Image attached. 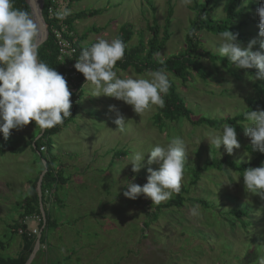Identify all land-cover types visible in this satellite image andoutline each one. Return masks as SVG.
I'll return each mask as SVG.
<instances>
[{
    "label": "rangeland",
    "instance_id": "374dc122",
    "mask_svg": "<svg viewBox=\"0 0 264 264\" xmlns=\"http://www.w3.org/2000/svg\"><path fill=\"white\" fill-rule=\"evenodd\" d=\"M196 1L202 0H193L187 6L181 0H67L66 4L72 14H84L74 23L77 36L73 32L74 37L82 38L83 47L101 38L117 37L121 26L127 23L134 26L135 32L129 47L141 40L146 42L151 37L148 26L155 19L162 31L171 8V37L157 55L163 60L186 47L185 38L196 17L192 9ZM229 1L215 3L212 17L224 18ZM256 3L260 6L261 0ZM243 6L246 8L248 4L244 1ZM93 9L102 12L87 17L86 12ZM248 12L245 11L240 19L245 22L241 29L244 39L238 42L247 47L250 40L256 39L253 50L264 53L260 48L264 38L258 35L257 11L251 15ZM200 42L201 51L219 54V35L203 31ZM202 66V73L191 71L192 78L185 85L169 74L195 119L205 115L216 119L234 117L244 112L251 100L260 98L256 86L264 88V80H250L246 71L235 66L224 68L218 61L202 59ZM117 70L121 78H148V72L138 75L132 68ZM82 91L73 118L51 136L52 154L58 159L56 167L62 169L64 166L62 174L67 179L54 194L59 201L54 203V215L63 226L44 229L37 216L29 218L26 225L28 231L36 232L33 234L36 242L44 231L51 246L48 253L57 256L55 261L50 259V264H73L74 258L80 257L87 259L84 264H255L260 255L264 256V199L245 191L242 175L234 170L227 174L210 169L201 172L195 185L191 183L192 169L204 166L206 161L230 157L241 164L255 158L248 150L251 142L244 128L236 130L240 148L229 155L223 146L218 151L205 139L212 133H219L222 127L194 126L181 119L165 122L160 129L153 121L158 107L141 117L123 101L91 96L90 86H83ZM112 105L128 120L123 133L117 131L116 113L109 110ZM29 125L34 128L30 134L37 137L40 129L32 122ZM25 130L29 131L28 127ZM173 135L183 136L188 145L189 157L181 186L187 188L183 205L155 211L156 205L143 194L136 200L125 197V180L143 186L149 175L147 165L139 173L132 172L131 165L126 166L131 153L134 150L146 153L157 144L166 146ZM13 139L10 136L7 141H0L1 146L22 145L21 136ZM44 152L47 156V149ZM146 160L147 154L145 163ZM14 162H21V165L14 167ZM43 167L37 155L32 157L31 163L29 158L12 153L0 158V254L4 256L17 257L20 251V232L25 231L26 226L20 224L16 234L11 225L18 222L29 180L41 174ZM151 167L158 169L159 166ZM197 201L208 202L210 207ZM194 205H199L198 214L191 216L189 210ZM235 207L244 208L245 212L247 209L246 215L237 219L230 213Z\"/></svg>",
    "mask_w": 264,
    "mask_h": 264
},
{
    "label": "clouds",
    "instance_id": "9594fccd",
    "mask_svg": "<svg viewBox=\"0 0 264 264\" xmlns=\"http://www.w3.org/2000/svg\"><path fill=\"white\" fill-rule=\"evenodd\" d=\"M192 2L181 0L185 6ZM247 4L249 0H245ZM29 5L34 12L14 7V0H0V133L5 141L12 130H20L32 121L43 131L62 125L72 117V92L66 78L39 58L46 26L36 15L40 10L38 0H29ZM71 14L67 6H61L54 13L59 21ZM257 15L258 35L264 38V0H261ZM256 44L257 40L252 39L243 47L238 42V33L227 29L219 33L217 48L219 55L227 57L232 66L246 70L248 79L264 80V53L253 50ZM126 48L119 37L98 39L82 48L74 67L85 77V85L90 86L93 97L107 96L123 101L141 117L153 107L164 108V97L171 87L169 75L158 69L148 72V78H121L116 65L123 60ZM260 48L264 49V41ZM250 69L256 70L254 75H249L247 70ZM109 110L116 113L117 131L125 132L128 120L115 105ZM244 118L248 121L243 125L244 134L250 138L252 150L264 153V110L245 111ZM205 139L211 148L214 146L219 151L223 146L229 155L241 146L236 129L229 124ZM188 157V145L181 135H173L166 146L157 144L146 153L134 150L126 166L131 165L132 172L139 173L147 165L149 175L143 186L125 180L123 195L136 200L143 194L156 206L167 201L181 191ZM154 164L158 169L151 167ZM242 177L245 191L264 199V164L245 169ZM198 209L199 205L192 206L190 215L196 216ZM255 264H264V256L260 255Z\"/></svg>",
    "mask_w": 264,
    "mask_h": 264
},
{
    "label": "trees",
    "instance_id": "16d2710c",
    "mask_svg": "<svg viewBox=\"0 0 264 264\" xmlns=\"http://www.w3.org/2000/svg\"><path fill=\"white\" fill-rule=\"evenodd\" d=\"M42 1V14L45 19V23L48 27V39L39 48V58L43 62L47 63L48 66L55 68L56 71H58L64 76L65 67L58 59L59 48L53 31L55 29H61V23H63L68 27L71 32H76L74 23L76 20L83 17L84 14H71L65 20L59 21L55 17V15L54 17H50L49 14L50 6L53 4L55 5V3L53 2L54 0ZM218 1L219 0H202L195 2L192 9L196 13V17L191 22L190 29L186 35V47L178 54L163 59V63H160L161 60L157 58V55L163 50V47H165L171 37L172 9L170 8L168 16L165 18L162 31L160 25H158L157 21L154 19L153 24L148 26V31L150 32L151 37L148 38L146 42L141 40L140 42H138L137 45L132 47H129V43L135 35L134 26L130 23L124 24L119 29L117 37L121 38L126 43L127 48L123 60L117 62L116 69L126 71L132 68L138 75L162 69L168 75H172L174 78L180 80L182 84L185 85L192 78V70H196L197 72L202 73V59H206L211 62L218 61L224 68L232 67V64L228 60V58H224L219 54L212 53L210 51H201L200 33L204 31L213 35H219L221 31L229 29L234 33H238V40H242L244 39V34L241 32V29L245 25V22L241 21L240 19L241 17H243L245 11H249L248 14L251 15L253 12L257 11L259 6L256 3L257 0H250L246 8L243 6V2L245 0H230L226 10V16L221 19H215L212 17L211 11L214 9L215 3H217ZM149 5L151 6L152 10H155L152 2H149ZM14 7L32 12L31 7L28 5L26 0H14ZM101 12V10L93 9L86 12L85 15H87V17H93L99 15ZM239 20L240 22L237 24ZM161 34L163 35L161 36ZM76 48L78 52L74 58L75 62H77V59L83 48L82 38L81 40L78 38ZM242 70L246 71L244 69ZM255 71V69L247 70V72H249L250 74L254 73ZM84 82H86V80L83 74L81 73V77L78 79V86L81 87ZM170 82L171 87L169 89V93L164 97L165 106L164 108L158 107V111L153 117L155 125H157L160 129L164 127L165 122H178L181 119H185L194 126H208L213 129H220L221 127H223L224 124H229L236 130H240L243 129V124L248 122L244 118L245 111L264 110V88L261 85H257L256 89L258 90L261 96L258 99L251 100L248 108L244 112L239 113L234 117L216 119L205 115L195 119L192 110L188 107L185 99L181 96L180 92L178 91L176 81L170 79ZM82 94L83 91L81 93V96ZM61 127L62 125H58L45 130L42 136L35 142V146L33 147L34 151L38 152L40 155L43 156L42 159L44 162H46V167L48 169L42 182L43 208L45 211L46 220L44 222L40 209V201L37 190V179L31 184L27 192V196L20 206V208L22 209L19 218L20 222L11 225L12 232L16 234L18 233L17 231L21 228L20 224L25 222L26 219L31 218L33 216L40 217V226L44 225V229H49L57 226L56 222L51 219L50 215L46 210V200L49 199L52 193L54 197V191L56 192V190L53 189V187L56 184L61 185L64 182L62 169H56L54 166L56 158L52 154L53 145L51 139V136L58 133L61 130ZM42 147H45L47 149V156L43 155L44 152L41 151ZM26 148L27 146H22L20 148H2L0 146V155H4L7 152H11L13 154H20L23 153ZM248 150L251 153L255 154V158L249 163L240 164L231 160L230 157H225L221 159L214 158L210 161H206L204 166H197L196 168H193L191 180L192 185H195L199 181L201 172L203 171H209L210 169H212L229 174L230 170H234L240 175H242L245 169L249 167H259L264 164V153H261L259 151H253L252 147H249ZM44 168L45 167H43V169ZM186 189L187 188L182 187L181 191L176 194L174 198H171L167 202L161 203L160 205L156 206L155 211H161L163 209H170L173 207H181L185 200L183 194L187 191ZM47 192H49L50 195H47ZM197 202L203 203L207 207H210L208 202ZM242 209L244 208L235 207L230 211V213L234 214L237 219H241V217L245 216L247 212L246 208V212ZM24 229L25 231L21 235L22 249L17 255V257L4 256L3 254H0V264L27 263L29 257L34 252L36 240L27 232V227ZM40 241L41 245H43L44 235H42Z\"/></svg>",
    "mask_w": 264,
    "mask_h": 264
},
{
    "label": "crops",
    "instance_id": "0c3cea01",
    "mask_svg": "<svg viewBox=\"0 0 264 264\" xmlns=\"http://www.w3.org/2000/svg\"><path fill=\"white\" fill-rule=\"evenodd\" d=\"M77 110V109H76ZM75 110V111H76ZM75 111H74V113H75ZM73 116H74V114H73ZM73 118V117H72ZM31 124V123H30ZM32 124L34 125V124H36V122L34 121H32ZM25 127H28V129H29V131H27V130H25ZM25 127H23L22 129H20V130H12V133H11V135L10 136H12V137H14V139L12 140V141H14V140H16V139H18L20 136L22 137V141H23V143H22V145L21 146H27V148H26V150L23 152V153H20V154H15V155H20V156H24V157H27V159L29 158V162L31 163L32 162V157L34 158L35 157V155H37V156H39L40 158H41V160H42V162H43V164H44V161H43V159H42V155H40L38 152H36V151H34V149H33V147L35 146V142L42 136V130L40 129L39 130V132L37 133V137H33V135L32 134H30L31 132H30V130L32 129H34L33 127H31L30 125H27V126H25ZM2 137H3V134L2 133H0V141H4V139H2ZM11 141V142H12ZM0 146H1V143H0ZM20 145H19V143H16L14 146H6V147H3V146H1L2 148H8V147H13V148H20L21 147ZM7 153H11V152H7ZM7 153H5L4 155H6ZM45 153V152H44ZM44 153H43V155H44ZM47 153V152H46ZM13 154V153H12ZM22 154H24V155H22ZM4 155H0V158L1 157H3ZM44 156H46V155H44ZM55 156V158H56V162H58V159H57V157H56V155H54ZM26 161V160H25ZM56 162H55V168L56 169H58L57 167H56ZM16 165H14V167H16V166H20L21 165V162H14ZM63 165H62V169H63ZM42 170H44V169H42ZM41 172H43V171H41ZM40 172V173H41ZM63 172V171H62ZM42 174V173H41ZM41 174H38L37 176H35V177H33L31 180H29V182H28V184H27V186L28 187H26L28 190H29V188H30V186H31V184L34 182V181H36L37 179H38V181H39V178H40V176H41ZM63 178H64V182L61 184V185H55L54 187H53V189H55L56 190V192L54 191V193H57V191H58V188L60 187V186H63V185H65L66 184V182H67V179L63 176ZM29 184H30V186H29ZM37 185H38V183H37ZM52 196H53V193H52ZM54 203H59V201H58V199L56 198V196H55V198L54 197H51V198H49L48 200H46V210H48L47 212H48V214L50 215V217H51V219L52 220H54L55 222H56V224H57V226L56 227H58V225L59 226H63V223H62V221H60V222H58L57 221V219H56V217H55V215H54V209H53V206H54ZM19 218H20V216H19ZM18 218V222H20V219ZM29 219V218H28ZM28 219H26V221L25 222H23V223H21V224H23V226H26V225H28V223H27V220ZM27 227V232L28 233H30L31 232V230H29L28 231V226H26ZM33 229H36V227L34 226V224H33ZM55 227V228H56ZM42 235H44V237H45V233H44V231H42L41 233H40V240H41V237H42ZM32 237H34L33 235H32ZM41 242V241H40ZM50 248H51V246H50V244H49V242H48V238H47V236L44 238V246H43V248H41V246H40V248H39V250L37 251V255H36V257H35V260H33L34 262H35V264L37 263V264H50L49 263V261H50V259H51V261H55L56 259H57V256H56V254L54 253L53 255L52 254H49L48 253V251L50 250ZM21 249H22V245H21V247H20V251H21ZM19 251V252H20ZM19 254V253H18ZM67 259V258H66ZM86 261H87V259L84 257L83 259L80 257V258H74V261L72 262L73 264H80V263H86ZM52 264V263H51Z\"/></svg>",
    "mask_w": 264,
    "mask_h": 264
},
{
    "label": "built area",
    "instance_id": "2783aa9c",
    "mask_svg": "<svg viewBox=\"0 0 264 264\" xmlns=\"http://www.w3.org/2000/svg\"><path fill=\"white\" fill-rule=\"evenodd\" d=\"M53 2L55 3L56 6L54 4L50 6V8H49L50 17H54L55 11L58 8H60L61 6H67L68 7V3L66 4L67 0H54ZM53 33L56 37V42H57V45L59 48V58L58 59L65 67L64 77L66 78V80L68 82L69 90L72 92L71 112H72V117H73L74 111L76 110L77 105L80 101L82 88H83V86H85V83H86V82H84V84H82L81 87L78 86V79L81 77V73L78 72L74 67V65L76 63L74 61V58L78 52V50L76 48V43L78 41V38L74 37L73 32H71L68 29V27L66 25H64L63 23H61V29H55L53 31ZM72 117L66 119L63 124H65L67 121L71 120ZM41 151H43V152L46 151V148L42 147ZM48 194H49V192H47V195ZM20 233L23 234L24 231L21 230ZM34 233H36V232L32 231L29 234L32 236Z\"/></svg>",
    "mask_w": 264,
    "mask_h": 264
},
{
    "label": "water",
    "instance_id": "95a60500",
    "mask_svg": "<svg viewBox=\"0 0 264 264\" xmlns=\"http://www.w3.org/2000/svg\"><path fill=\"white\" fill-rule=\"evenodd\" d=\"M26 1H27L28 5H29V0H26ZM38 4H39V7H40V10H39L38 13H36V15L38 16V18L40 20L43 21L44 25L46 26L45 32L42 34V39H43V43L42 44H44L47 41V39H48V27H47V24L45 23V19H44L43 14H42V11H43V3H41L40 0H38ZM30 7L32 9V12H34L35 11L34 8L32 6H30ZM44 131L45 130L42 131V134H43ZM44 167L45 168H44V170H43V172H42V174H41V176L39 178V181H38L37 190H38L39 201H40V209H41V213H42V216H43V219H44V222H45L46 217H45V211H44V208H43L42 182H43V178H44L45 174L48 171V169L46 167V162H44ZM40 246H41V242H40V237H39V239L36 242V246H35L34 252L31 254V256L29 257V259H28V261H27L26 264H31L32 263V261H33L35 255H36L37 251L39 250Z\"/></svg>",
    "mask_w": 264,
    "mask_h": 264
}]
</instances>
